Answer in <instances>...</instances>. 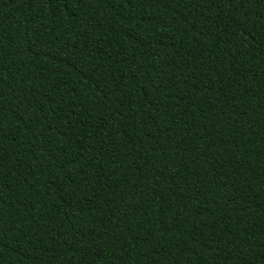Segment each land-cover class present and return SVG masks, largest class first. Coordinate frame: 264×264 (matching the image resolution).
I'll return each mask as SVG.
<instances>
[{
    "label": "trees",
    "instance_id": "16d2710c",
    "mask_svg": "<svg viewBox=\"0 0 264 264\" xmlns=\"http://www.w3.org/2000/svg\"><path fill=\"white\" fill-rule=\"evenodd\" d=\"M0 264H264V0H0Z\"/></svg>",
    "mask_w": 264,
    "mask_h": 264
}]
</instances>
